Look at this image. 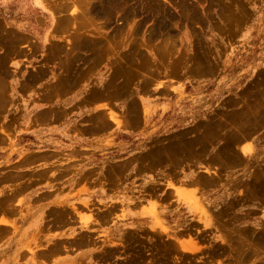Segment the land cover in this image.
Here are the masks:
<instances>
[{
    "label": "rangeland",
    "instance_id": "1",
    "mask_svg": "<svg viewBox=\"0 0 264 264\" xmlns=\"http://www.w3.org/2000/svg\"><path fill=\"white\" fill-rule=\"evenodd\" d=\"M0 264H264V0H0Z\"/></svg>",
    "mask_w": 264,
    "mask_h": 264
},
{
    "label": "crops",
    "instance_id": "2",
    "mask_svg": "<svg viewBox=\"0 0 264 264\" xmlns=\"http://www.w3.org/2000/svg\"><path fill=\"white\" fill-rule=\"evenodd\" d=\"M52 35H53V34H50V33H49V34L47 35V39H49ZM180 193H181V191H180ZM183 195L186 196V197H188V198H190V199H191V198H194V196H191L189 193H187V192H185V191H183ZM194 202L197 203L196 200H195Z\"/></svg>",
    "mask_w": 264,
    "mask_h": 264
},
{
    "label": "bare ground",
    "instance_id": "3",
    "mask_svg": "<svg viewBox=\"0 0 264 264\" xmlns=\"http://www.w3.org/2000/svg\"><path fill=\"white\" fill-rule=\"evenodd\" d=\"M88 12V11H87ZM202 181V180H201ZM183 192V191H182ZM192 196V195H191Z\"/></svg>",
    "mask_w": 264,
    "mask_h": 264
}]
</instances>
